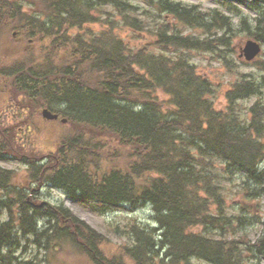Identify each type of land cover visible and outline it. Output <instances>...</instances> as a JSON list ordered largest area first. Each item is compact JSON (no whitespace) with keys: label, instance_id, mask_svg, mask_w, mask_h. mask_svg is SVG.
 <instances>
[{"label":"trees","instance_id":"16d2710c","mask_svg":"<svg viewBox=\"0 0 264 264\" xmlns=\"http://www.w3.org/2000/svg\"><path fill=\"white\" fill-rule=\"evenodd\" d=\"M137 2L145 6L140 14ZM261 3L255 27L242 25L247 36L264 44ZM103 9L109 12L103 22L107 28L91 36L83 26L98 23ZM202 15L173 0H0V21L9 29L27 41L43 37L51 46L65 47L58 60L50 56L56 50L45 48L40 64L10 67L6 73L13 88L68 121L109 132L118 143L99 162L95 154L104 147L102 138L73 135L40 159L17 154L0 137V158H21L27 167L21 185L13 171L0 167V214L8 216L0 224L1 247L13 244L18 228L45 249L69 244L94 264H127L126 259L188 264L194 258L209 264H264V216L255 242L247 236L229 238L236 227L221 194L223 175L237 173L245 179L243 197L264 195V102L259 101L264 76L257 82L242 75L225 94L224 108L216 110L213 84L183 52L212 49L211 44L183 35L170 22L207 33L223 26L231 31L229 20L217 11L206 26ZM151 20L162 23L150 28L146 21L151 25ZM118 23L134 35L150 29L153 44L129 45L116 33ZM72 29L78 33L70 34ZM228 39L219 43L226 46ZM153 45L162 53L154 54ZM250 97L257 99L243 120L238 102ZM44 185L100 211L148 205L157 229L134 227L133 243L109 258L100 248L102 235L62 205L33 202L35 188ZM233 219L240 224V218Z\"/></svg>","mask_w":264,"mask_h":264},{"label":"rangeland","instance_id":"374dc122","mask_svg":"<svg viewBox=\"0 0 264 264\" xmlns=\"http://www.w3.org/2000/svg\"><path fill=\"white\" fill-rule=\"evenodd\" d=\"M173 1L180 2L186 7H196L200 13L204 14L202 15L204 26L209 24L213 11H217L230 22V24L228 23L230 32H227L223 26L224 28H212V31L207 33L203 28L193 29L182 24H174L175 22L170 19L172 26L177 25V29L183 31V35L193 36L202 42L211 44L212 49L209 47L207 50L183 52L189 55L190 63L196 68V71L213 84L215 94L212 101L216 110H221L226 105L225 94L233 88L238 80L243 79L242 75L257 82L264 76V72L261 71L262 64H264V44H260L261 53L252 62H246L243 57H240L244 44L248 40H254L253 37L247 36L246 26H243L242 23L245 21L249 28L255 27L259 17L256 6L262 5V0ZM136 5L140 14L141 9L145 6L139 2ZM102 12L103 15L97 14L98 23L83 26L86 33H91V36L104 33L103 31L107 28L103 24L107 9H103ZM114 19H116L115 16ZM164 20H168V17H165ZM160 21L162 20L154 22L151 20V25L155 24L154 26L149 24L150 21H146V24L150 28H156L157 24L162 23ZM9 28L11 26H6L0 21V137L3 136L6 141H9L17 154L40 157V159L42 156L53 153L62 140L73 135L81 134L86 139L94 137V141L102 138L104 147H99L95 155L98 156L99 162H105V157L118 148L117 139L113 135L105 130L100 131L91 126L68 121L64 116H60L58 120H46L42 117V111L46 108L41 105L42 101L32 102L29 97L14 89L10 80L7 79L6 72L10 67L18 68L19 64L24 63L26 65L35 63L38 65L37 62L40 64L47 53L43 52L45 48L56 50V52H50V56L58 60L65 55V47L58 44L51 46V41L49 42L47 38L43 39V37L34 42L27 41L15 30ZM115 31L124 42L133 47L147 43L153 44L151 41L153 33L150 35V29L147 33L134 35L128 30V27H123L118 23ZM77 33L78 29L70 31L72 35ZM219 38H229L228 45H221ZM152 51L154 54L162 53L154 45ZM256 99V97H250L238 102V111H240L243 120L246 119V115ZM259 101L264 102V90ZM62 119H66L65 123L61 122ZM123 151L125 150H120V152ZM20 159L16 157L0 158V167L14 172L16 185L24 184L27 174V167ZM146 177H155V175L148 174ZM244 182V177L237 173L225 174L222 177L221 194L225 201V213L226 216L232 218L231 221L236 227L234 231H230L232 230L230 229L227 236L229 238L247 236V239L253 243L260 235L262 228L264 195L250 200L243 197ZM249 185L251 186V184ZM35 189L37 192L31 199L33 202H38L37 205L45 203L51 207L62 205L76 218L101 234L104 241L100 248L109 258L122 255L124 247L133 243L130 230L134 227L157 229L154 214L148 205L132 208L130 205L122 204L100 211L90 207L91 205H82L73 200L64 190L46 185ZM233 218H240V224L236 226L237 219ZM7 220V214H0V224ZM42 222L39 220L38 227H42ZM199 229L192 228L191 231L199 232ZM15 232L14 242L9 248L0 246V264H94L79 249L73 248L69 244L56 250H54V246L45 249L42 242L39 241L36 244L31 236H22L18 228L15 229ZM126 262L132 264L129 259H126ZM188 264L209 263L194 258L189 260ZM252 264L258 263L253 260Z\"/></svg>","mask_w":264,"mask_h":264},{"label":"water","instance_id":"95a60500","mask_svg":"<svg viewBox=\"0 0 264 264\" xmlns=\"http://www.w3.org/2000/svg\"><path fill=\"white\" fill-rule=\"evenodd\" d=\"M259 52V44L252 40H248L245 43L244 48L242 49V54L247 61H252L259 54ZM42 117L46 120H56L58 118V115L52 114L48 109H44L42 111ZM62 122H65V120H63Z\"/></svg>","mask_w":264,"mask_h":264}]
</instances>
